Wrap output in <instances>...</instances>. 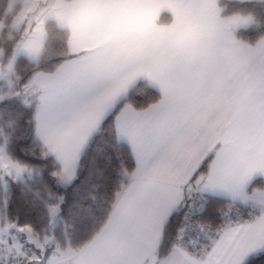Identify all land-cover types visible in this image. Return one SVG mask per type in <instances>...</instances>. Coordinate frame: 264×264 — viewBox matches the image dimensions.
Returning <instances> with one entry per match:
<instances>
[{
  "label": "snow or ice",
  "instance_id": "6c2138e0",
  "mask_svg": "<svg viewBox=\"0 0 264 264\" xmlns=\"http://www.w3.org/2000/svg\"><path fill=\"white\" fill-rule=\"evenodd\" d=\"M258 260L264 0H0V264Z\"/></svg>",
  "mask_w": 264,
  "mask_h": 264
},
{
  "label": "trees",
  "instance_id": "16d2710c",
  "mask_svg": "<svg viewBox=\"0 0 264 264\" xmlns=\"http://www.w3.org/2000/svg\"><path fill=\"white\" fill-rule=\"evenodd\" d=\"M68 197H69V204H71L72 203V195H71V193L68 194ZM256 264H261V262L258 260L256 262Z\"/></svg>",
  "mask_w": 264,
  "mask_h": 264
}]
</instances>
